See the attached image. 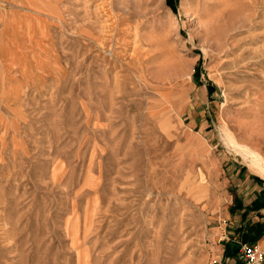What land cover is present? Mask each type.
I'll list each match as a JSON object with an SVG mask.
<instances>
[{
  "label": "rangeland",
  "instance_id": "rangeland-1",
  "mask_svg": "<svg viewBox=\"0 0 264 264\" xmlns=\"http://www.w3.org/2000/svg\"><path fill=\"white\" fill-rule=\"evenodd\" d=\"M170 2L0 0V264H225L217 173L264 182L229 147L264 160V0Z\"/></svg>",
  "mask_w": 264,
  "mask_h": 264
},
{
  "label": "crops",
  "instance_id": "crops-1",
  "mask_svg": "<svg viewBox=\"0 0 264 264\" xmlns=\"http://www.w3.org/2000/svg\"><path fill=\"white\" fill-rule=\"evenodd\" d=\"M217 179L207 239L223 263L241 264L242 243H257L264 251V182L236 164L220 170Z\"/></svg>",
  "mask_w": 264,
  "mask_h": 264
},
{
  "label": "built area",
  "instance_id": "built-area-1",
  "mask_svg": "<svg viewBox=\"0 0 264 264\" xmlns=\"http://www.w3.org/2000/svg\"><path fill=\"white\" fill-rule=\"evenodd\" d=\"M241 264H264V251L257 243L240 245Z\"/></svg>",
  "mask_w": 264,
  "mask_h": 264
},
{
  "label": "bare ground",
  "instance_id": "bare-ground-1",
  "mask_svg": "<svg viewBox=\"0 0 264 264\" xmlns=\"http://www.w3.org/2000/svg\"><path fill=\"white\" fill-rule=\"evenodd\" d=\"M221 129H223V128H221ZM233 140H232V143L229 145V147H231L233 152H237V154H240V156H243L245 158L250 159L251 164L249 167H252L253 169H254L255 165L260 167V169L262 170L261 173L264 175V160L256 152H253L250 149L243 147L242 145H239L238 143L233 142ZM223 141H224V139H223ZM223 143H226V141ZM227 148H228V146H227Z\"/></svg>",
  "mask_w": 264,
  "mask_h": 264
},
{
  "label": "trees",
  "instance_id": "trees-1",
  "mask_svg": "<svg viewBox=\"0 0 264 264\" xmlns=\"http://www.w3.org/2000/svg\"><path fill=\"white\" fill-rule=\"evenodd\" d=\"M170 1H171V0H169V3H171V5H172V6H174V5H173V3H172V2H170Z\"/></svg>",
  "mask_w": 264,
  "mask_h": 264
}]
</instances>
